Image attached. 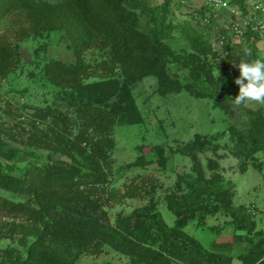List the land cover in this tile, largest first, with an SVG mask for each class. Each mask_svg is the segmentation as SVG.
<instances>
[{
    "label": "rangeland",
    "instance_id": "rangeland-1",
    "mask_svg": "<svg viewBox=\"0 0 264 264\" xmlns=\"http://www.w3.org/2000/svg\"><path fill=\"white\" fill-rule=\"evenodd\" d=\"M209 1L154 43L163 0H0V264H185L186 218L233 264L264 243V106L232 100L250 40Z\"/></svg>",
    "mask_w": 264,
    "mask_h": 264
},
{
    "label": "trees",
    "instance_id": "trees-1",
    "mask_svg": "<svg viewBox=\"0 0 264 264\" xmlns=\"http://www.w3.org/2000/svg\"><path fill=\"white\" fill-rule=\"evenodd\" d=\"M175 0H163V3L160 8V14L153 18L155 29L153 30V41L157 43L158 40L164 37V32L170 28V23L168 22L170 13L172 12ZM244 0H239V5L244 7ZM250 40V44L247 49H250L253 57H264L258 49V43L264 38V34L261 35L258 31L252 29L251 27L245 34ZM192 41V40H191ZM192 41V44L199 49V46ZM204 51V50H203ZM251 59V57H248ZM260 129H256L260 133L261 143L259 145L255 140L247 141L245 147L243 148L242 154L253 153L257 150H264V125L263 123L258 124ZM196 194V193H194ZM203 199L200 193L196 194L195 199H192L190 203H185L181 206L176 207L177 212H184V210H191L192 216L194 212L203 206ZM231 211H234L232 207H229ZM188 218H186L181 226L169 227L170 233L167 236V242L169 244L168 250L171 255H176L179 257L180 261H183L185 264H233L234 257L233 255L225 250L226 248L231 249L235 241H224L218 246L220 249H209L205 247L202 242L193 235H189L183 228L186 224ZM142 222V221H140ZM245 225H244V224ZM248 217L244 216L243 221L239 222L240 226H247L249 231L254 230V225H249ZM142 224V223H141ZM114 234L118 235L114 232ZM249 241L248 246L245 252L239 254L238 258L243 261L244 264H264V243L262 241L255 242L253 239H247ZM59 264H73L69 261H63Z\"/></svg>",
    "mask_w": 264,
    "mask_h": 264
},
{
    "label": "clouds",
    "instance_id": "clouds-1",
    "mask_svg": "<svg viewBox=\"0 0 264 264\" xmlns=\"http://www.w3.org/2000/svg\"><path fill=\"white\" fill-rule=\"evenodd\" d=\"M248 60H240L237 65L239 77L235 84L239 86L238 95L232 99L236 106L256 104L264 106V57H253L250 49H245ZM220 72L217 70L216 78Z\"/></svg>",
    "mask_w": 264,
    "mask_h": 264
},
{
    "label": "built area",
    "instance_id": "built-area-1",
    "mask_svg": "<svg viewBox=\"0 0 264 264\" xmlns=\"http://www.w3.org/2000/svg\"><path fill=\"white\" fill-rule=\"evenodd\" d=\"M187 0H182L186 3ZM210 5L216 10H231L235 20L233 21V30L238 34L244 35L251 27L264 34V0H247L244 7L240 5L232 6L230 0H210Z\"/></svg>",
    "mask_w": 264,
    "mask_h": 264
}]
</instances>
